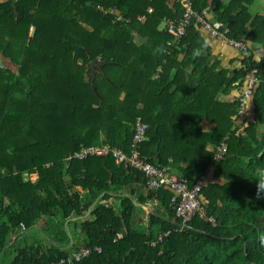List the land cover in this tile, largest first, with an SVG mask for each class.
<instances>
[{
  "label": "trees",
  "instance_id": "obj_1",
  "mask_svg": "<svg viewBox=\"0 0 264 264\" xmlns=\"http://www.w3.org/2000/svg\"><path fill=\"white\" fill-rule=\"evenodd\" d=\"M191 1L198 13L206 10L212 16L219 30L225 25L227 37L249 47L231 77L207 68L200 54V25L194 19L179 44L168 46L172 36L165 20L179 18L183 3L0 0V53L18 66L17 73L0 67L3 262L47 264L78 249L76 244L63 248L68 240L63 223L83 217L100 197L89 219L72 223L84 233L83 247L102 251L75 264H264V198L256 195L258 184L264 183V0ZM97 6L112 12L103 14ZM119 15L123 20H117ZM251 44L261 47L259 59ZM95 58L107 63L102 74L96 73L93 90L86 70ZM250 68L257 69L259 82L251 99L253 119L246 120L237 113V98L229 103L216 98L231 88L238 90ZM191 112L188 119L176 117ZM137 118L148 126L142 156L168 173L176 169L190 185L214 162L208 145L225 142L226 154L214 168L216 181L204 183L200 193L206 200V219L194 217L178 230L172 193L161 187L145 189L138 199L155 202L157 213L150 214L147 227H135L130 198L116 197L117 212L100 201L128 185L134 194L144 184L141 172L111 156L66 163L65 157L81 146L98 143L129 153ZM203 118L214 126L203 131ZM34 173L31 181L28 176ZM81 184L86 198L74 189ZM49 214L60 218L56 238L50 220L43 233L57 244L46 248L19 237L6 247L10 232L29 229ZM123 228L124 236L113 241ZM167 230L162 242L149 245L156 233ZM12 251L16 255L10 258Z\"/></svg>",
  "mask_w": 264,
  "mask_h": 264
},
{
  "label": "built area",
  "instance_id": "obj_2",
  "mask_svg": "<svg viewBox=\"0 0 264 264\" xmlns=\"http://www.w3.org/2000/svg\"><path fill=\"white\" fill-rule=\"evenodd\" d=\"M183 3L184 11L182 15L176 20L167 18L165 20V28L168 33L171 34L172 39L168 42V46L179 44L180 39L184 35L186 28L190 24L191 20L194 19L195 23H198L204 30L209 32L212 36L221 39L230 46L238 50L243 56L249 55V47L243 41L233 40L227 37L228 29L225 25L221 26L222 30H219L217 25H213L206 18L207 11L204 10L198 13L192 4L191 0H175ZM99 11L103 14L112 12V8L104 9L102 6H97ZM151 11V10H149ZM144 17L139 16L138 19L142 20ZM123 18L120 15L117 20ZM159 72V71H157ZM158 74V73H156ZM259 82L257 76V69L250 68L242 79V85L239 88V95L237 97L238 107L237 113L240 116H245L248 111L250 100L252 99L254 90ZM147 124L144 123L140 118H137L133 124V134L131 140V148L129 153L124 152L121 148L106 144L98 143L89 146H81L77 151L69 154L65 157L66 163L72 160H83L91 156H111L116 163H124L130 168H133L142 173L144 179V188L148 191H155L158 188L164 187L171 191L172 195L170 198V206L174 210L175 216L179 219L178 230L185 229L187 223L190 222L194 217L206 219V212L204 209V203L206 200L201 196V189L205 183V175L190 185L186 178L175 174L168 173L165 167L157 166L146 160L141 154V145L146 139ZM227 151V147L224 141H221L212 148L214 162L211 163L207 170H213L216 162L220 160ZM209 221L213 222L212 218H208ZM170 233V230L165 232L159 231L154 236V239L149 241L150 246H156V244L162 242L164 237ZM121 237L117 234L114 240ZM101 252V247L94 246L93 248L80 246L78 249L71 250L69 255L60 258L57 261H52L47 264H75L82 259L88 257L92 252Z\"/></svg>",
  "mask_w": 264,
  "mask_h": 264
},
{
  "label": "crops",
  "instance_id": "obj_3",
  "mask_svg": "<svg viewBox=\"0 0 264 264\" xmlns=\"http://www.w3.org/2000/svg\"><path fill=\"white\" fill-rule=\"evenodd\" d=\"M168 1H169L170 5L172 2H176L175 0H168ZM149 10H151V9H149ZM206 17H207L208 21H210L213 25L214 24L216 25L214 20L211 18L212 16H210L209 13H206ZM162 28H164V26ZM197 28H198L200 38H201L203 45H204L200 54L202 57H205L206 63H207V68L213 67V69H214L213 71L216 73H220L221 70L227 71V76L231 77L232 76L231 73H233L236 69L240 68L241 56H243V55L240 54V52L238 50H236L234 47L230 46L226 42H223L221 39L212 36L209 32L204 30L201 26H199ZM254 45H252V44L250 45L252 52L254 53L255 59H259V57L262 54L261 47H259V45H257V44H254ZM179 58L181 59L182 55H180ZM190 68H192V67L190 66L189 69ZM238 93H239L238 90L231 88L230 90H228L225 93H220L216 99L219 101L229 103L234 98H237ZM251 109H252V104H251V108H250V106L248 107V111H247V114H246L244 119L247 120L248 117H250ZM189 115H192V112L187 114L186 116L184 114V115H179L176 117L182 121V118L188 119ZM210 126H214L213 121H208L207 119H204V118L201 119L200 127L203 131H207L210 128ZM213 146L214 145L209 144L208 149L212 151ZM169 172H170V170H169ZM170 173L178 175L176 169H171ZM215 176H216L215 175V169L208 170L206 173V176H205V183L210 182V181H216ZM36 177H37V174H35V173L30 174L28 176V178L31 181H34L36 179ZM74 189L77 190L83 198H86L85 197L86 186L84 184H81L79 186H75ZM132 190H133L132 185L125 186L119 192H110V194L113 198H110L108 200H102L100 202H101V204H107L108 206L113 207L115 209V211L117 212V211H119L120 200L116 199V197L122 196V197L130 198L133 205H134V209L132 210V213L134 215V218H133L134 219V226L140 227L143 225V226L147 227L150 214L157 213V205L155 204V202H153L151 200H147L145 202V204H142L138 201L140 196H142L145 193V188L143 185L138 184L137 187L134 189V194H133ZM102 195H103V193L100 196H102ZM99 198L100 197H98L97 199H95L93 201V203L90 205L88 211L86 212V214L83 217L73 216V217H70L64 221L62 229H64V232L66 233L68 240H67V244L64 245L65 247H63V248H69V247H71L72 244H76L79 246L83 245V243H84L83 234L84 233L79 227H77L72 222H75L78 220L89 219V216H88L89 212L99 202ZM147 212H149V213L147 214ZM49 220L53 223V225H52V229H53L52 234L54 236L53 238H56L54 231L58 230L57 223L60 222V218L58 215L49 214L47 216H43L42 218L38 219L37 222L29 229H23L21 227L20 228L18 227V229H16L14 232H10L6 247L10 246L19 237H24L25 239H28V241H33L32 244L39 243L46 248L50 247V245H52L53 243L57 244L55 240H52L50 237H47V235L43 233V230L47 229V223ZM145 227L141 230L144 233L146 232ZM125 231H126L125 228H123L119 232H116L115 236L113 238V241H116L114 239L116 238L117 234L121 235V237L119 238V239H121L124 236ZM21 234H22V236H19ZM62 235H63V233H62ZM2 251L0 252V261L2 258ZM12 252L16 255V251H12ZM0 264H6V262L0 263Z\"/></svg>",
  "mask_w": 264,
  "mask_h": 264
},
{
  "label": "water",
  "instance_id": "obj_4",
  "mask_svg": "<svg viewBox=\"0 0 264 264\" xmlns=\"http://www.w3.org/2000/svg\"><path fill=\"white\" fill-rule=\"evenodd\" d=\"M32 34H34L35 30L31 31ZM106 61H101L98 58L92 59L91 61L88 62L87 64V70H86V75L88 77V82L90 84V86L93 88V90H95V86H94V79H95V75L97 72L99 73H103V69L102 67L104 66V64H106ZM149 212H147L148 214Z\"/></svg>",
  "mask_w": 264,
  "mask_h": 264
},
{
  "label": "rangeland",
  "instance_id": "obj_5",
  "mask_svg": "<svg viewBox=\"0 0 264 264\" xmlns=\"http://www.w3.org/2000/svg\"><path fill=\"white\" fill-rule=\"evenodd\" d=\"M264 2V1H263ZM262 1H261V5H260V7H261V9L260 10H262V8H264V3H263ZM256 7V6H255ZM255 7H253L252 9L253 10H251L252 12H256L254 9H255ZM259 9H257V11H258ZM259 10V11H260ZM164 26V23H162L161 25H160V28L161 27H163ZM32 30H34V29H32ZM31 30V31H32ZM33 34H32V32H31V35L30 36H32ZM1 66H5V67H9V68H11V70L13 71V72H15V73H17V69H18V66H16V65H14L13 63H11L8 59H4V57L2 56V54L0 53V67ZM251 104L252 103H250V108H251ZM186 108L188 107V105L186 104V105H184ZM253 119V110L251 109V111H250V117H248V120H252ZM32 179V178H31ZM15 254L14 253H12L11 255H10V258H12L13 256H14ZM0 263H3V258H1V261H0Z\"/></svg>",
  "mask_w": 264,
  "mask_h": 264
},
{
  "label": "clouds",
  "instance_id": "obj_6",
  "mask_svg": "<svg viewBox=\"0 0 264 264\" xmlns=\"http://www.w3.org/2000/svg\"><path fill=\"white\" fill-rule=\"evenodd\" d=\"M238 91H239V89H238ZM238 95H239V93H238ZM250 103H252L251 100H250ZM250 103H249V106H250ZM256 195H257V198H264V183L258 184Z\"/></svg>",
  "mask_w": 264,
  "mask_h": 264
}]
</instances>
